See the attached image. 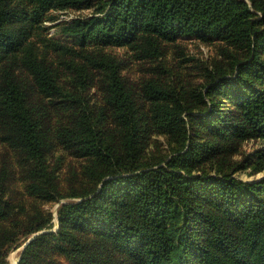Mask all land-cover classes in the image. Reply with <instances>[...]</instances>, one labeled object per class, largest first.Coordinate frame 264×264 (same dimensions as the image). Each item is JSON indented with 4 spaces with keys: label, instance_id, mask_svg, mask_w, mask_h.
<instances>
[{
    "label": "trees",
    "instance_id": "obj_1",
    "mask_svg": "<svg viewBox=\"0 0 264 264\" xmlns=\"http://www.w3.org/2000/svg\"><path fill=\"white\" fill-rule=\"evenodd\" d=\"M249 1L0 0V140L28 162L25 189L58 201L46 160L50 117L30 105L32 91L67 110L55 132L91 159L94 180L71 193L81 199L58 205L59 228L36 234L17 264H264V174L234 175L264 171V0ZM89 7L56 23L76 45L65 47L61 82L28 35L51 9ZM181 36L221 43L228 67L216 61L196 89L152 78L137 87L120 59L99 50L130 46L154 58ZM97 76L100 105L85 93ZM155 134L168 144L159 159L149 150ZM250 140L259 144L243 152ZM9 181L0 167V264L54 224L49 211L25 214Z\"/></svg>",
    "mask_w": 264,
    "mask_h": 264
},
{
    "label": "rangeland",
    "instance_id": "obj_2",
    "mask_svg": "<svg viewBox=\"0 0 264 264\" xmlns=\"http://www.w3.org/2000/svg\"><path fill=\"white\" fill-rule=\"evenodd\" d=\"M246 1L250 2L249 0ZM92 11L93 7L51 9L45 13L40 23L34 24L28 35L29 41L33 42L34 51L39 55L41 52L45 53L47 61L53 66L52 68L56 72H60L59 79L61 82L67 83L68 80L66 77L68 68L61 62L70 57L65 52V47L75 48L76 45L71 37L57 31L56 23L68 21L76 16L89 15ZM89 49L98 50L96 46H89ZM223 49L222 44L217 41H202L194 36H181L175 41L168 42L163 48L162 54L154 58L138 57V52L130 46H99V50L102 52L114 55L121 60L124 77L137 87L144 80L152 78L165 84L172 83L179 87L188 86L189 89H196L204 81V74L213 70L216 61L220 62L223 69L228 67L227 54L230 51L223 53ZM77 60L78 55L76 54L75 61ZM19 70V77L25 78L27 72L22 68ZM98 78L99 76H97V82L92 83L85 92L90 102L96 105L103 104V92L98 83ZM30 101V105L34 109L41 107L46 115L48 110L47 116L50 117L51 132L49 146L46 150V160L48 168L56 174L58 201L36 196L35 193L25 189V169L28 167V162L19 148L5 140H0V167L4 166L8 170L9 183L13 188L14 195L23 198L24 213L33 214L35 209L49 211L53 216L51 221L54 222L52 227L33 232L21 246L12 248L7 254L9 264L18 263L23 248L36 234L50 230L56 231L59 228L56 212L60 203L81 199L78 196H71V193L89 190L94 184L91 175L85 173V167L91 162V159L78 155L77 150L62 142L55 132L56 126L69 118L70 115L67 110L60 115L54 108V100H49L36 91H32ZM258 144V140L244 142L242 151H251L252 146ZM149 150L157 155L155 156L156 159L162 158L166 153L168 154L166 138L161 134L153 135ZM248 171L249 169L238 170L234 175L242 179H252L253 176L261 177L264 174V171L256 174H249ZM26 241L28 242L26 243ZM63 264H67V262H63Z\"/></svg>",
    "mask_w": 264,
    "mask_h": 264
},
{
    "label": "water",
    "instance_id": "obj_3",
    "mask_svg": "<svg viewBox=\"0 0 264 264\" xmlns=\"http://www.w3.org/2000/svg\"><path fill=\"white\" fill-rule=\"evenodd\" d=\"M28 241H29V240H28ZM28 241H26V243H27ZM26 243H25V244H26Z\"/></svg>",
    "mask_w": 264,
    "mask_h": 264
},
{
    "label": "bare ground",
    "instance_id": "obj_4",
    "mask_svg": "<svg viewBox=\"0 0 264 264\" xmlns=\"http://www.w3.org/2000/svg\"><path fill=\"white\" fill-rule=\"evenodd\" d=\"M14 260V259H13Z\"/></svg>",
    "mask_w": 264,
    "mask_h": 264
}]
</instances>
